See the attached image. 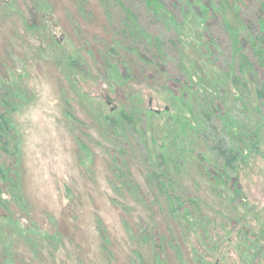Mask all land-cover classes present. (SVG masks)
Segmentation results:
<instances>
[{
    "label": "rangeland",
    "instance_id": "1",
    "mask_svg": "<svg viewBox=\"0 0 264 264\" xmlns=\"http://www.w3.org/2000/svg\"><path fill=\"white\" fill-rule=\"evenodd\" d=\"M170 1L0 0V264H264L254 0Z\"/></svg>",
    "mask_w": 264,
    "mask_h": 264
},
{
    "label": "trees",
    "instance_id": "2",
    "mask_svg": "<svg viewBox=\"0 0 264 264\" xmlns=\"http://www.w3.org/2000/svg\"><path fill=\"white\" fill-rule=\"evenodd\" d=\"M111 1H114L117 5H119L121 7V11L119 13V17L118 18L121 21L123 29L118 32L117 41L119 43L123 39L129 40V41L131 40V42L132 41L133 42L138 41L139 39L128 28V25L126 24V18L128 20V23L130 24V18H132L133 16H132L131 13H129V10H132V12L134 14H138L139 16H141V14L139 13L140 10L136 11L133 6H132L133 8L129 7L128 3H130V0H104V6H106L108 11H110V6L112 4ZM244 1H246V0H244ZM172 2H173V0H171L169 3H172ZM139 3L144 5L145 12L148 14V16L150 18H156L155 16H157V14L155 13V11H156L155 9L160 10L162 8L161 5L158 3V0H139ZM254 3H255V10H251L250 16H248L247 14H243L244 23H245L246 28H247L246 37H249L250 39H255L254 37H252V36H254V28H255V30L258 29V33H259V37L258 38L260 40V39H264V35H263L264 32H262L264 30V0H254ZM161 10H163V8ZM207 11H211V14H212V18L211 19H216V18L220 17V19L222 20V17L220 16V14L217 13V12H214V9L212 8V6H209ZM215 13H217V14H215ZM129 14H130V17L128 18ZM216 15H219V17H217ZM162 27H166V25L164 23H162ZM206 27H207L206 29L208 30V33H207L206 37H208V38L210 37L209 38L210 40H212V41L216 40L217 42L220 43L219 34L216 32V30L214 31V30H211L209 28L210 27L209 22H208ZM170 29L174 31V34H175L176 38L178 39V35H177L176 31L174 29H172V28H170ZM224 29H225L224 26H222L220 28V34H224ZM142 37L144 38V40L146 41L147 44L151 41V38L147 34L143 33ZM243 40L244 39H242V42H243ZM154 41L157 42V41H159V39H156ZM243 44L245 45V42H243ZM137 49H138V47H137ZM218 49H219V47H218ZM145 51L150 54L151 53V46L147 45ZM146 52H145V54H147ZM147 58H149V56ZM176 61H177V58L175 56L174 58H172L169 61V64L175 66V62ZM163 68H164V71L169 74V76H170L169 79L170 80L171 79L174 80V81L177 80L176 76L172 77L171 72L169 71V69L166 70L167 69L166 64H164ZM182 81L180 80L179 82H182ZM260 96H261V98L264 99V91L260 93ZM7 97L10 98L11 97L10 94L6 95V98H5L4 102H3V104H4V106H5V104H8V109H12L13 110L15 106L12 105L10 102H7V100H9V99H7ZM0 120H1V124H0L1 133L2 134H4V133L13 134L14 133V128L11 126V123L9 122L10 120L5 118V117H1V116H0ZM107 120L110 121V119H107ZM110 122H112V121H110ZM3 138L4 137H2V139ZM223 145H224V143H223ZM219 148H221V147H219ZM222 148H224V147H222ZM230 151H231L232 154H234L232 149H230ZM219 153L221 155L220 160H219V162L221 163L220 170L224 173V168L229 169L230 168L229 164L232 165V162H225V165H224V150H220ZM198 159H199L200 163L203 165V163L205 161L204 157L201 156V157H198ZM231 168H234V166L231 167ZM0 195H1V190H0Z\"/></svg>",
    "mask_w": 264,
    "mask_h": 264
}]
</instances>
